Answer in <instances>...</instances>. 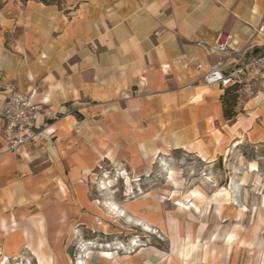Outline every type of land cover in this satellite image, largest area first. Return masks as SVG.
<instances>
[{
  "label": "crops",
  "instance_id": "1",
  "mask_svg": "<svg viewBox=\"0 0 264 264\" xmlns=\"http://www.w3.org/2000/svg\"><path fill=\"white\" fill-rule=\"evenodd\" d=\"M220 32L231 63L260 55L264 0H0V105L37 89L41 112L34 147L8 151L0 126V250L50 246L51 230L58 244L83 213L94 229L89 193L108 167L140 177L175 151L264 144V91L241 94L226 120L223 89L202 81L218 57L196 44ZM202 264L252 263L211 248Z\"/></svg>",
  "mask_w": 264,
  "mask_h": 264
},
{
  "label": "rangeland",
  "instance_id": "2",
  "mask_svg": "<svg viewBox=\"0 0 264 264\" xmlns=\"http://www.w3.org/2000/svg\"><path fill=\"white\" fill-rule=\"evenodd\" d=\"M217 152L201 160L175 151L140 177L108 167L89 193L94 229L83 213L80 229L59 231L64 241L55 244L51 230L50 246L18 257L0 250V264H202L211 248L264 264V144Z\"/></svg>",
  "mask_w": 264,
  "mask_h": 264
},
{
  "label": "built area",
  "instance_id": "3",
  "mask_svg": "<svg viewBox=\"0 0 264 264\" xmlns=\"http://www.w3.org/2000/svg\"><path fill=\"white\" fill-rule=\"evenodd\" d=\"M233 36L220 32L209 45L197 43L207 55H215L218 62L211 66L202 77L205 85L218 84L222 89L235 87L239 95L250 94L254 90L264 91V48L260 55L247 59L242 64H233L226 57L232 50ZM196 68L200 70L201 65ZM37 89L27 94H19L13 89L4 95L0 105V126L2 139L8 151H18L22 146H36L40 133L37 121L41 115L34 102Z\"/></svg>",
  "mask_w": 264,
  "mask_h": 264
},
{
  "label": "trees",
  "instance_id": "4",
  "mask_svg": "<svg viewBox=\"0 0 264 264\" xmlns=\"http://www.w3.org/2000/svg\"><path fill=\"white\" fill-rule=\"evenodd\" d=\"M39 2L49 5L57 3V0H38ZM240 95L235 87L223 89L220 101L223 108V117L226 120H232L236 116L235 108L239 103Z\"/></svg>",
  "mask_w": 264,
  "mask_h": 264
}]
</instances>
